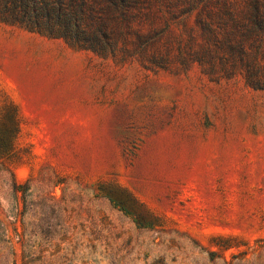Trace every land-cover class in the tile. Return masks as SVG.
Returning a JSON list of instances; mask_svg holds the SVG:
<instances>
[{"label": "rangeland", "instance_id": "374dc122", "mask_svg": "<svg viewBox=\"0 0 264 264\" xmlns=\"http://www.w3.org/2000/svg\"><path fill=\"white\" fill-rule=\"evenodd\" d=\"M7 99L33 156L25 192L0 167V264H264V90L0 23Z\"/></svg>", "mask_w": 264, "mask_h": 264}, {"label": "trees", "instance_id": "16d2710c", "mask_svg": "<svg viewBox=\"0 0 264 264\" xmlns=\"http://www.w3.org/2000/svg\"><path fill=\"white\" fill-rule=\"evenodd\" d=\"M0 23L116 64L182 72L196 65L210 81L264 90V0H0ZM20 121L3 100L0 167L13 191L25 192L15 169L33 155L18 150Z\"/></svg>", "mask_w": 264, "mask_h": 264}]
</instances>
